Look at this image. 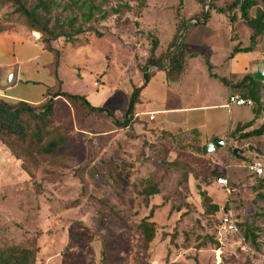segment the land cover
Returning <instances> with one entry per match:
<instances>
[{"label":"rangeland","instance_id":"374dc122","mask_svg":"<svg viewBox=\"0 0 264 264\" xmlns=\"http://www.w3.org/2000/svg\"><path fill=\"white\" fill-rule=\"evenodd\" d=\"M53 1L56 8L50 14L40 13L50 25L74 14L81 24L68 0ZM230 1L204 0L201 8L196 0H146L143 7L138 0H94L102 9L120 7V13L82 25L83 32L73 43L63 38L52 42L60 52L54 71L62 66V84L56 91L62 88L67 94L84 95L91 105L109 109L120 120L143 72L165 65L180 33L201 9L210 12V23L221 28L222 37L226 30L217 21L222 16L208 7ZM256 1L264 11V3ZM21 2L31 8L36 0ZM231 13L234 20L239 17L237 9ZM240 25L247 28L244 22ZM14 29L40 36L10 0H0V32ZM152 40L158 42L155 53L161 59L149 63ZM259 42L264 48V34ZM228 54L229 48L220 46L211 57L219 76L226 74L219 65ZM68 60L75 62L74 71L65 66ZM191 85V99H208L199 82ZM56 91L47 99L52 108L43 130L64 138L54 155L37 154L27 143L0 135L1 250L37 247L34 264H102V254L103 264H264V199L258 195L264 197V186L258 188L264 181V135L249 137L248 128L246 137L226 138L224 148L202 155L187 136L170 139L139 120L138 103L131 128L123 129L103 113L89 115L78 104L52 95ZM260 95L262 111L256 125L264 123V82ZM0 103L14 109L18 101L0 96ZM42 107L43 103L33 108L39 114ZM229 113L233 120L252 116L250 106L231 105ZM247 145L263 154L248 151ZM234 147L244 148L241 156L232 155ZM176 160L193 170L185 187L179 183L180 171L164 166ZM255 161L262 164L260 176L252 172ZM146 179L160 183V192L147 203L142 195ZM204 195L218 206L212 215L204 213ZM177 206L180 210H175ZM220 209H231L241 224L240 233L248 225L255 239L225 233L219 223ZM150 210L148 220L155 225V235L147 242L137 225ZM209 237L217 239L218 248Z\"/></svg>","mask_w":264,"mask_h":264},{"label":"crops","instance_id":"0c3cea01","mask_svg":"<svg viewBox=\"0 0 264 264\" xmlns=\"http://www.w3.org/2000/svg\"><path fill=\"white\" fill-rule=\"evenodd\" d=\"M207 14L208 17L200 22L190 21L186 24L181 48L167 58L164 66L153 67L154 72L138 97L139 120L147 123L151 129L172 134L195 130L200 147L213 138L226 140L236 124L253 118L252 113L247 120L231 119L230 106L227 108L225 104L228 94L236 93L231 92L221 79L240 78L250 73L251 68L264 58L260 36L250 51L237 52L229 58L232 48L250 46L249 30L242 28L239 17L231 21L230 17L218 13L222 19L217 21L223 25L222 31L226 30L221 37V28L210 23V12ZM210 24L213 26L209 27ZM32 34L18 29L0 32V78L8 70L13 71L11 83L1 88L0 96L38 106L50 98L49 93L60 88L62 66L60 64L58 70L54 71V56ZM52 46L54 48V43ZM64 46L60 44V47ZM220 46L223 50L229 48V54L219 65L223 66L226 74L219 76L215 73L216 66L211 57L217 55ZM44 56L45 62H41ZM64 59L61 54V62ZM65 66L72 71L76 68L75 62L70 60L66 61ZM196 81L203 86L207 100L199 102L191 99L194 92L191 84ZM59 92H63L62 88ZM149 116H152L150 121ZM258 122L256 119L253 126Z\"/></svg>","mask_w":264,"mask_h":264},{"label":"trees","instance_id":"16d2710c","mask_svg":"<svg viewBox=\"0 0 264 264\" xmlns=\"http://www.w3.org/2000/svg\"><path fill=\"white\" fill-rule=\"evenodd\" d=\"M10 1L15 7V11L25 18L28 27L34 32L40 34L38 39L43 45V48L47 51H50L54 55V65L56 67L58 65L60 52L53 48L52 42L56 41V39L58 38H63L66 42L73 43L76 41L75 36H78L83 32V29L81 27L82 25H87L91 21H103L108 17L109 14L117 15L120 13V7H115L108 10L102 9L99 5L95 4L94 0H68V4L76 11H78L79 17L81 19V24H77L78 15L74 14L70 17H67L62 23H59L56 20L53 25H50V21L40 13L50 14V12L54 8H56V3L53 0H36L35 4L31 8H26L21 0ZM145 1L146 0H138L140 7L145 6ZM196 1L202 8L204 0ZM258 1L264 3V0ZM123 6L126 9L130 8L128 5ZM252 8L253 15L249 16V10ZM208 9H213L217 13L230 17L231 21L234 20V17L231 16V11L233 9H237L239 11V19L244 22L245 26L249 30L250 46L232 48L229 58L237 52L250 51L252 49V46L255 45L256 39L264 34V11L259 7L256 0H231L228 4L222 6L209 4ZM198 15L199 17L197 18V20H201L203 17H208V14L206 12H203L202 9L198 13ZM183 25H185V22H182L180 24L181 27ZM181 46L182 40L178 43L173 53L177 52L181 48ZM157 47L158 42L156 40H152L151 46L148 50L147 62H159L161 56L160 54L157 55V53H155ZM173 53H171V55ZM152 73H149L147 71L143 72L141 84L133 88L126 109L123 112L120 120H116L109 109L102 106L91 105L86 100L84 95H72L64 92H58L54 94V96H61L70 102L78 104L89 115L94 113H103L107 118L111 120V122L115 126H119L123 129H130L135 119L134 108L138 103L140 91L145 86ZM221 81L229 87L231 92L236 93L243 98H249L252 101L250 107L253 113V118L248 122L236 124L234 129L228 133L227 138H241L245 130H247L248 128H250V131L248 133L249 137L263 136L264 123L253 126V123L262 111V101L260 95L261 83L254 81L250 73H246L242 77L235 80L221 79ZM50 94L51 93H49V96ZM33 107V105H30L23 101H18L17 106L14 109L0 103V135L6 134L10 137L16 138L19 142L27 143L28 147L37 154L46 156L54 155L63 146L64 138L63 136L57 135L53 132L43 131L46 126L45 120L47 116L51 115L52 103L51 101L46 100L43 103V111L39 114L36 113ZM22 115H24L25 118H22ZM162 133L164 134V136L176 140L179 135L187 136L194 146V151L198 154H201V147L197 138V132L195 130H191L188 132L180 131L175 133L176 135L167 131H164ZM164 166L167 169H176L180 171L179 183L183 184V187L186 186L188 175L193 173V170L190 169L188 165L179 160L165 162ZM219 178H222L221 175L219 177H216V179ZM158 182L159 181L146 179L145 186L142 190V195L145 203H147L148 199L151 196L156 195L160 192V183ZM206 183L209 184L210 180H208ZM263 186L264 181L258 185V188H262ZM258 195L261 196L262 199H264L261 193H258ZM202 207L206 215H212L218 210V206L214 203H211L210 197L206 195H204V197L202 198ZM175 210H180V206L175 207ZM151 215L152 211L150 210L148 216L142 218L137 225L138 229L142 231L147 242H150L155 235V225L153 222L148 220ZM240 225L241 224L236 220V227L239 234L242 235V238L251 236V238L254 240L255 237L251 234L252 228L248 225H244L242 233H240ZM209 239L212 243H214L215 248L219 247L217 239L213 237H209ZM36 253L37 247H20L12 248L9 250L0 249V264H34ZM103 262H105V256L102 254L101 263L103 264Z\"/></svg>","mask_w":264,"mask_h":264},{"label":"water","instance_id":"95a60500","mask_svg":"<svg viewBox=\"0 0 264 264\" xmlns=\"http://www.w3.org/2000/svg\"><path fill=\"white\" fill-rule=\"evenodd\" d=\"M205 17H203L202 20H204ZM193 22H198V20H191ZM183 33V32H182ZM182 33H180V36L178 37L176 44L174 46L173 49L176 48V46L178 45V43L181 41V37H182ZM251 77L254 81L262 83L264 82V58H261L256 65H254L251 68ZM12 76H13V71L12 70H8L5 74V76L3 78H0V87H5L7 85H9L12 81ZM247 132L243 133V137H246ZM226 145V141L220 138H213L211 141L201 145V154L202 155H206V154H211L213 153L216 149H222L224 148ZM246 149L248 151H254L256 154L258 155H262L263 152L260 151L259 149H256L255 147L251 146V145H247ZM244 148H237L234 147L231 150L232 155L234 156H241V153H243ZM200 186L197 185V189H199ZM201 196H203V193H200Z\"/></svg>","mask_w":264,"mask_h":264},{"label":"built area","instance_id":"2783aa9c","mask_svg":"<svg viewBox=\"0 0 264 264\" xmlns=\"http://www.w3.org/2000/svg\"><path fill=\"white\" fill-rule=\"evenodd\" d=\"M196 20V19H195ZM199 22L201 20H198ZM192 23H194L192 21ZM150 70H154L153 67H150ZM252 101L249 98H243L236 94H228L225 106L228 108L231 105L236 106H251ZM152 116L148 117V120H151ZM252 172L256 176H260L263 173L262 164L259 161H255L251 166ZM219 178L217 180H221ZM220 217L219 223L221 225V229L228 234L239 235L238 229L236 227V220L233 216V212L231 209H220Z\"/></svg>","mask_w":264,"mask_h":264}]
</instances>
